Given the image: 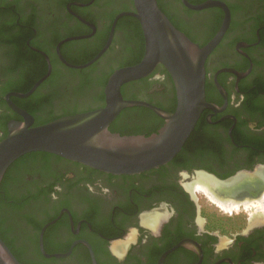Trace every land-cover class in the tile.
Listing matches in <instances>:
<instances>
[{
  "label": "flooded vegetation",
  "instance_id": "flooded-vegetation-1",
  "mask_svg": "<svg viewBox=\"0 0 264 264\" xmlns=\"http://www.w3.org/2000/svg\"><path fill=\"white\" fill-rule=\"evenodd\" d=\"M158 4L201 48L217 38L229 12L205 63L213 108L203 111L179 154L150 171L115 175L43 152L17 160L0 184L2 206L15 208L0 239L21 264H264V211L244 227L209 230L191 182L198 175L229 206L264 199V0ZM133 12L134 0H0V142L13 122H25L11 103L33 126L105 107L110 77L144 58ZM39 81L31 95L17 96ZM121 92L142 103L112 122L111 132L122 136L158 133L165 120L155 109L177 107L174 82L160 65ZM100 93L97 106L44 117L63 101ZM35 209L52 214L41 219Z\"/></svg>",
  "mask_w": 264,
  "mask_h": 264
},
{
  "label": "water",
  "instance_id": "water-1",
  "mask_svg": "<svg viewBox=\"0 0 264 264\" xmlns=\"http://www.w3.org/2000/svg\"><path fill=\"white\" fill-rule=\"evenodd\" d=\"M134 6L135 12L130 15L140 22L145 37L144 58L140 64L121 69L110 77L105 89V107L33 126L32 118L11 103L25 117V122H13L7 137L0 142V184L10 166L31 153L56 155L115 175H133L157 169L179 154L203 111L213 108L206 100L205 63L228 27L229 12L217 38L201 48L171 22L158 0H134ZM159 65L167 70L174 82L176 110L165 112L155 109L165 120V125L149 137L122 136L111 132L112 122L123 109L142 105L125 100L122 86L146 76ZM41 81L28 93L17 96L31 95ZM0 264H21L1 239Z\"/></svg>",
  "mask_w": 264,
  "mask_h": 264
},
{
  "label": "rangeland",
  "instance_id": "rangeland-1",
  "mask_svg": "<svg viewBox=\"0 0 264 264\" xmlns=\"http://www.w3.org/2000/svg\"><path fill=\"white\" fill-rule=\"evenodd\" d=\"M172 1L178 3V0ZM105 80L106 79H101L99 83V87L101 89L105 84ZM101 99V93L94 99L87 97H73L72 99L61 102L60 105L46 112L44 114V117L47 119V117L50 116L51 113L61 114L80 109H88L93 106L99 105L102 101ZM155 125L156 124H153V126ZM26 175L27 173H23L21 177H19V181L21 178H23V176ZM191 182H194V194L196 196V199L198 200V205L200 208V217L203 222L206 223V226L209 230H215L217 233H220L222 230H226L225 226H228L229 228L232 227V229H234L238 225V227H244L247 222V219L253 217L254 213H256L257 211H264V199H260L259 201H254L251 203L245 201L243 205L229 206L226 205V203H223L221 199L216 196V193H214V191H212L207 185L202 182L198 175H194L193 180ZM16 185L17 183H13V181H11V185L7 189L8 195L11 199H13L18 192L17 187H15ZM3 205L4 206H2L0 200V229H7L11 227L10 224H12V217L14 215L15 208L14 204L12 208L8 204H6L5 201H3ZM37 209H35V212L33 213L35 215H39L41 219L46 220V218H48L52 214V211L46 212L44 210ZM24 212L29 214L28 210H25ZM1 225H3V227ZM25 261L29 262L27 259ZM29 264L36 263L29 262Z\"/></svg>",
  "mask_w": 264,
  "mask_h": 264
},
{
  "label": "trees",
  "instance_id": "trees-1",
  "mask_svg": "<svg viewBox=\"0 0 264 264\" xmlns=\"http://www.w3.org/2000/svg\"><path fill=\"white\" fill-rule=\"evenodd\" d=\"M21 46H24V44H21ZM28 90H29L28 88H25L23 91H28ZM53 120H56V118H54V119H48V120L45 121V123L51 122Z\"/></svg>",
  "mask_w": 264,
  "mask_h": 264
}]
</instances>
